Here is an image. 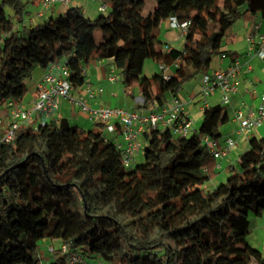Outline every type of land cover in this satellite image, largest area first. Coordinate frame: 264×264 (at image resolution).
Returning <instances> with one entry per match:
<instances>
[{"label": "trees", "instance_id": "obj_1", "mask_svg": "<svg viewBox=\"0 0 264 264\" xmlns=\"http://www.w3.org/2000/svg\"><path fill=\"white\" fill-rule=\"evenodd\" d=\"M99 1L104 11L93 19L68 5L29 26L34 3L1 0L0 109L22 103L37 68L63 63L79 89L83 70L106 60L130 98L139 89L141 109L162 108L209 71L238 19L264 21V0H154L148 16L143 0ZM171 19L187 23L182 51L160 48V25ZM147 60L174 71L146 78ZM226 121L217 105L189 136L148 128L143 160L130 168L103 124L84 131L57 118L20 127L11 142H0V264H39L44 240L79 247L103 264H264L246 241L249 217L264 212V142L241 153L223 182L207 186L217 163L201 137L215 138Z\"/></svg>", "mask_w": 264, "mask_h": 264}, {"label": "crops", "instance_id": "obj_2", "mask_svg": "<svg viewBox=\"0 0 264 264\" xmlns=\"http://www.w3.org/2000/svg\"><path fill=\"white\" fill-rule=\"evenodd\" d=\"M38 6L39 0H30ZM69 6H77L81 8L82 13L90 19L95 18L99 13L103 12V6L99 0H73ZM69 6H56L45 13V17L50 14H58L66 11ZM60 7L59 9H57ZM145 8V3H144ZM155 8V7H154ZM153 8V10H154ZM152 10V11H153ZM151 13V12H150ZM253 23L259 25L258 33L264 34V21L258 16L252 19H238L232 27L227 31L225 41L221 48V55L216 56L210 63L207 73L214 71H225L234 64L238 65V70L232 80V85L236 86L235 93L229 95V104L221 105V94L216 90L210 97L204 98L201 94L202 75L196 76L193 80L186 83L182 90L175 96L181 103L184 112L192 122L193 132L200 127L203 114L206 108L221 105L225 107L227 121L218 127V133L215 136L218 146L224 145V140L231 138L234 141V147L227 156L220 160H215L216 167L215 178L210 181L207 186L215 187L218 183L223 182L228 174V167L233 165L238 156L248 150L253 144L264 142V122L261 126L253 129L249 134L239 133L241 119L237 118L238 113L245 115L248 111H254L261 103V97L264 95V60L258 59L249 50L248 36L253 33ZM99 42V38L97 39ZM184 35L178 29H174L170 25V20H166L160 25V41L161 50L174 49L182 51L184 48ZM86 83L94 88H101V95L96 97L90 103L94 106L118 107L127 111L141 109L135 104V98L140 97L141 93L138 88L134 90V98H130L126 94V90L121 81L112 83L108 80L110 75H120L119 70L115 67L112 60L97 61L85 68ZM174 71L173 67H167L164 74L170 76ZM46 69L37 68L28 80V93L22 101L21 105L28 107L37 96V86L41 82ZM161 73L159 65L153 61L147 60L143 65L142 75L146 78H152ZM173 97L169 96L163 108L171 109L173 106ZM158 109H141L144 114L158 111ZM8 113L7 105L0 109V118ZM66 119L70 125L77 126L84 131L91 130L95 123L88 116L80 113L73 108L67 101L58 100V110L55 117L35 119L32 126L52 122L55 119ZM113 143H123V138L119 126H116L114 134H105ZM143 158L142 153L135 157V163ZM249 234L246 238L248 244L259 250L264 256V212L261 216L249 217ZM49 241V240H46Z\"/></svg>", "mask_w": 264, "mask_h": 264}, {"label": "built area", "instance_id": "obj_3", "mask_svg": "<svg viewBox=\"0 0 264 264\" xmlns=\"http://www.w3.org/2000/svg\"><path fill=\"white\" fill-rule=\"evenodd\" d=\"M73 0H39L38 10L29 19L27 25H35L44 18L45 13L56 6H68ZM104 10V7L102 8ZM170 25L178 29L182 35L187 31V23L178 24L175 19L170 20ZM17 25L16 27H19ZM253 33L248 36L249 50L258 59L264 60V34L258 33L259 25L253 23ZM168 52V49L166 50ZM167 66L159 65V70L165 79L169 76L164 74ZM238 70L234 64L225 71L205 73L201 79V94L204 98L210 97L216 90L221 94V105L229 104V95L235 93L237 88L232 80ZM70 70L63 63L51 64L37 86V96L28 107L21 104L7 103L8 113L0 118V142L9 143L14 139L16 131L20 127L32 126L38 118H56L58 100L67 101L73 108L89 117L94 123L105 126V134H114L116 126H119L123 143H114L120 151L124 167L130 168L135 164V157L142 153L144 142L142 133L146 129L170 130L176 136L186 137L193 133L192 122L184 112L182 103L173 97L171 109L161 108L158 111L144 114L141 109L127 111L118 107L94 106L90 102L101 95V88H94L84 81L77 89L68 80ZM86 79V70H83ZM108 80L112 83L121 81V75H110ZM144 103L142 95L135 98V104L141 107ZM241 119L239 133L249 134L253 129L261 126L264 122V95L260 105L254 111H248L245 115L241 112L237 115ZM201 142L208 154L215 160H220L228 155L234 141L231 138L224 140L222 147L218 146L217 140L211 136L201 137ZM219 168V165H216ZM58 248L49 245L47 250L50 256L60 255L65 264H88L87 257L79 247L70 245L61 240Z\"/></svg>", "mask_w": 264, "mask_h": 264}, {"label": "rangeland", "instance_id": "obj_4", "mask_svg": "<svg viewBox=\"0 0 264 264\" xmlns=\"http://www.w3.org/2000/svg\"><path fill=\"white\" fill-rule=\"evenodd\" d=\"M24 1H26V0H24ZM143 1L145 3L143 15L148 16L150 14V12H152L153 8L155 7V2H154V0H143ZM0 3H1V0H0ZM59 8L60 7H58L57 9H59ZM27 9L33 15L35 12H37L38 6L35 4H29L27 6ZM95 37L100 38L99 31L95 32ZM142 160H143V158L140 159V161L137 162L136 164H139L140 162H142ZM49 245H53L55 248H58L59 241L58 240H52V241L51 240H49V241L44 240V241L40 242L39 247H38V251H37V257L39 258V264H52L53 257L49 255L48 250H47ZM87 262H88V264H103L99 258L88 259Z\"/></svg>", "mask_w": 264, "mask_h": 264}]
</instances>
